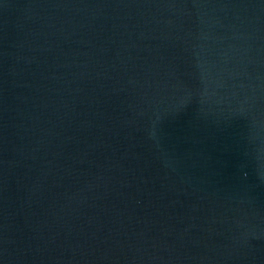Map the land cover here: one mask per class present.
Here are the masks:
<instances>
[{"label": "water", "instance_id": "water-1", "mask_svg": "<svg viewBox=\"0 0 264 264\" xmlns=\"http://www.w3.org/2000/svg\"><path fill=\"white\" fill-rule=\"evenodd\" d=\"M0 264H264V0H0Z\"/></svg>", "mask_w": 264, "mask_h": 264}]
</instances>
